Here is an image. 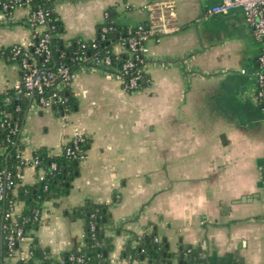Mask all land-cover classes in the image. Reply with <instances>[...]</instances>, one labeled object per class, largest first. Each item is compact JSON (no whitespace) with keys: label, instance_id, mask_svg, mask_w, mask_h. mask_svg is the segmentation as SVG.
Returning <instances> with one entry per match:
<instances>
[{"label":"crops","instance_id":"0c3cea01","mask_svg":"<svg viewBox=\"0 0 264 264\" xmlns=\"http://www.w3.org/2000/svg\"><path fill=\"white\" fill-rule=\"evenodd\" d=\"M151 1L54 0L56 36L66 45L95 39L108 11L123 27L151 25L161 14L144 7ZM160 1L172 5L178 28L145 41L146 80L138 90L124 89L117 68L81 65L70 85L71 112L57 115L29 99L19 135L26 160L42 146L60 153L76 131L91 146L69 194L42 203L38 243L22 244L26 255L40 247L60 258L82 244L85 225L74 209L89 199L110 204L111 264H129L124 250L151 233L172 251L198 247L205 264H264V110L254 74L262 41L241 8L205 13L222 0ZM30 15L21 6L12 19L0 16V95L21 78L5 51L32 38ZM36 174L25 165L22 182L35 183ZM23 207L18 202L17 213Z\"/></svg>","mask_w":264,"mask_h":264},{"label":"trees","instance_id":"16d2710c","mask_svg":"<svg viewBox=\"0 0 264 264\" xmlns=\"http://www.w3.org/2000/svg\"><path fill=\"white\" fill-rule=\"evenodd\" d=\"M53 1L49 0L47 3L52 9ZM35 3H38V0H35ZM35 3L32 4L33 7ZM52 17L55 19L53 24L58 33L61 30V23L54 11ZM108 17L107 23H109V20L114 21V16L110 11H108ZM113 28L103 40L102 26L100 27L98 37L95 38L98 43L97 49H92L91 47L81 49L79 43L72 42L66 45L61 38L52 37L51 46L54 53L52 64L61 59L72 70H75L81 65H92L88 60L94 55L100 57L109 55L112 65H121L125 58L129 56V48L125 46L121 52L117 53L114 47L129 36V28L118 25L115 21ZM5 55L11 57L10 49L5 51ZM84 56H87L88 59H84ZM11 94L12 91L10 94L0 95V116H3L2 111H6L8 117L12 118L13 121L19 120L22 126L30 100L29 98H24L19 101L21 111H15L13 108L16 104L14 100L11 103H6L7 97ZM64 94L68 97V102L55 104L52 107L57 115H65L71 112L77 104L76 99L70 92V85L66 87ZM6 134L7 131L5 129H0V145L6 147L5 153L0 155V170H5L10 174L5 197L0 200V205L2 206L0 211V264H7L6 258L9 255L6 238L7 229L3 230V226L9 227L13 223L10 219H5L4 214L13 203L23 202L24 207L21 214L17 215V221L26 229V232H30L34 236L35 241V231L38 230L42 221L33 220L29 223H23V218L34 217L37 210L42 212L43 202L57 200L69 194L72 182L78 176L79 165L82 160L79 156L82 155L84 157L91 146V141L86 137V140L79 144L77 157L66 153L67 149L72 147L69 140L62 146L60 153H55L51 148L45 146L38 148L34 152V160L37 161L35 165L37 181L33 184H26L21 179L22 170L26 164L22 163V160L17 157V148L22 147L20 137L19 135L14 137L16 142V145H14L7 141ZM53 164H56V169L52 168ZM117 200L118 198L115 197L114 201ZM74 212L78 218L83 220L85 225L82 244L62 253L60 258L50 257L45 260H43L45 250H38L32 247L31 256L28 259H19L13 264H39L40 262H37V259L43 260L45 264H111L110 253L113 249V244L105 231V226L112 220L110 204L93 203L87 199L83 204L76 206ZM92 226H94L93 229ZM155 236H157L156 233L149 234V239L141 236L135 246H128L124 250V256L129 259V264H142L141 262L144 260L148 261L147 264H167L174 257L179 259L178 264H205V259L201 257L198 247H184L181 250L183 256H180V251L173 253L167 248L168 241L165 238L157 242L155 241Z\"/></svg>","mask_w":264,"mask_h":264},{"label":"built area","instance_id":"2783aa9c","mask_svg":"<svg viewBox=\"0 0 264 264\" xmlns=\"http://www.w3.org/2000/svg\"><path fill=\"white\" fill-rule=\"evenodd\" d=\"M49 0H0V16L7 19H12L14 12L18 7H29L31 15L29 25L33 30L32 38L24 43H14L10 46L11 58L16 61L21 68V78L13 85L12 94L7 97L6 103L15 101L13 106L15 111H21V104L18 103L24 98H29L35 101L42 108H52L55 104H65L68 102V97L65 96L64 90L68 85H71L77 78L76 70L63 60L59 59L52 64L54 53L51 46L52 37L56 36L54 18L52 17L53 9L47 3ZM33 3L34 7H33ZM153 5L161 10L160 18L153 24L148 25L141 23L135 27H129V36L125 38L119 45L129 48V56L125 58L123 63L118 66L112 65L110 56L100 57L92 56L88 61L92 65L99 68L114 70L117 68L123 82V87L126 91L138 90L145 79V68L148 59L149 47L145 41L155 36L157 40L162 34L177 30V26L172 25L171 20L175 16V10L172 5L160 0H152L151 3L144 7ZM233 8H241L245 18L252 28L254 36L262 41L263 47L257 57V67L255 70L256 90L255 99L264 110V0H222V2L206 8L205 13L208 15L226 14ZM108 13L105 14V24L102 25V39L105 40L106 35L113 28V20L108 21ZM81 49L91 47L97 49L98 43L95 39L82 40L79 42ZM118 53V52H117ZM84 59H88L84 56ZM3 116H0V129L7 131L6 139L11 144L16 145L15 136L20 135L21 125L19 120H12L8 117L6 111H2ZM86 135L81 131H76L69 139L72 147L66 151L67 155L77 157L79 144L86 140ZM3 153L6 147L0 145ZM17 157L22 160V163H32L34 166L37 161L26 160L23 156L22 149L17 148ZM79 158L83 159L81 155ZM56 164L52 165L56 169ZM10 180V174L5 170H0V200L4 199L6 194L7 182ZM18 202L11 205L9 210L4 214L5 219H10L13 223L11 226H3V230L7 229V247L9 255L7 258L16 262L17 260H26L30 256L22 250L21 245L29 242L33 243L34 236L17 221ZM2 206L0 205V211ZM42 221V212L37 210L34 217H24L23 223ZM94 226H92V229ZM138 240L141 236L137 237ZM155 241H160L158 236H155ZM31 253V252H30ZM50 253L45 251L44 259L50 258ZM43 260L39 264H45ZM81 260V258H80Z\"/></svg>","mask_w":264,"mask_h":264},{"label":"water","instance_id":"95a60500","mask_svg":"<svg viewBox=\"0 0 264 264\" xmlns=\"http://www.w3.org/2000/svg\"><path fill=\"white\" fill-rule=\"evenodd\" d=\"M145 80H146V79H144L143 82H145ZM145 237H146V239H149V234H147ZM165 239H166V238H165ZM166 240H167V239H166ZM35 242L38 243V240H36ZM184 247H187V246H186V245H184V246H180L178 251H172V250L170 249V244H169V242H168V244H167V248H168L171 252H173V253H177V252L180 251V252H179V253H180V256H183V253L181 252V250H182V248H184ZM38 249H39V250H42L40 247H38ZM165 256H166V254H165ZM167 264H172V261H168Z\"/></svg>","mask_w":264,"mask_h":264}]
</instances>
